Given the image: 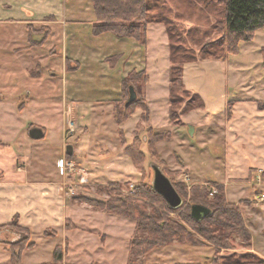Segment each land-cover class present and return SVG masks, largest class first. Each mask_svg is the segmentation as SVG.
<instances>
[{"label": "rangeland", "instance_id": "rangeland-1", "mask_svg": "<svg viewBox=\"0 0 264 264\" xmlns=\"http://www.w3.org/2000/svg\"><path fill=\"white\" fill-rule=\"evenodd\" d=\"M160 3L165 4L163 6L165 9L162 11L163 17L171 18L172 23L178 28L187 29L194 24L209 27L211 23L214 24L217 19H221V16L215 14H211L206 22L198 19L203 16L201 11L199 12L201 16L195 12L199 6L202 10L203 6L200 1L160 0ZM56 4L61 10L66 11L64 20L71 18H74V21L78 20L77 23H73L74 25L68 21L65 27L67 38L64 43L67 56L81 51L87 57L86 61H82L81 68L74 74L68 72L63 75L62 68H64L66 58L63 59L59 51L63 42L61 37L63 28L62 24H57L60 23L59 21L46 23L52 29L50 42L46 43L43 51L35 52L36 55L44 56L42 62L44 68L39 80L25 75L22 71V59L12 56L11 41L22 42L19 27L12 23L0 22V93L3 95L0 99V118L2 119L0 120V133L3 128L12 130L13 127L16 133V136L11 137L9 144L0 150V170L8 172L15 168L18 171L27 170V164L23 161L16 162L14 166L11 154L27 149L28 152L34 147L40 149L37 153L43 160V168L55 169L51 166V157L46 156L48 154L46 150L49 153L52 151V157L57 156L63 135L66 143L71 146V153L65 155L64 151L65 156L62 157L64 159L62 170L66 177L64 186L68 196L77 204L85 202L91 208L102 211L85 200L105 202L109 199L107 190L111 193L112 190H117L122 196L134 195L136 185L152 186L151 165H157L161 171L163 170L162 172H165L164 175L168 176L167 178H170L179 190H182L184 208L192 202L189 193L191 181L186 182L184 179V176L188 174L186 169L178 170V167L183 165V161L179 158L181 156L190 166L193 177L205 182L197 186L212 190L211 188L215 186L209 180L225 181L227 199L233 201L231 204L239 210L244 225L246 221L248 225L254 226L253 223L264 219V200L262 202L257 200L261 194H264L263 169L251 167L248 170V178H228V166L224 160V144L220 137L211 138L209 129L214 118L218 124L223 121L221 118H224L226 103L229 100L245 97L264 100V74L260 52L264 48V27L256 30L250 41H240L236 53L228 54L224 59H199L183 64L182 92L185 89L189 92L185 93L186 95L183 94L184 92L178 94L180 98L177 97L178 102L173 110L176 111L175 117L179 120L174 122L168 117L170 63L167 34L163 23H149L146 30V42L140 44L133 38H118L110 32L94 35L92 22L95 20V14L90 0H58V3L50 1L48 5L45 4L46 7L41 9L40 0H0V19L6 20V16L8 18L24 17L25 14H18L22 7L27 9L26 15L28 12L35 14L45 9L46 14L59 16L60 11L55 10ZM150 5L152 8L155 3L150 2ZM216 7L220 8L219 5ZM71 8L74 10H69ZM184 13L189 16L184 17ZM87 14H89L88 19L85 17ZM210 28L211 35L204 37L200 43L199 41L191 42L190 38H185L184 44L188 52L198 55L200 44H206L220 36L221 33L214 31L213 26ZM40 30L42 34L31 35L30 33V38H43L46 34L45 29L40 28ZM108 57H116L113 64L106 60ZM69 65L72 67L71 63ZM49 69L51 72L48 71ZM133 71L143 73L136 80L138 85L134 83L136 85L134 101L144 99L149 112L148 119L144 120L142 118L143 109L136 107L132 114L125 118L126 120L124 119L125 121L118 123L113 118V104L115 101H121L120 107L127 106L128 87L132 85L121 82ZM33 72H36V67L30 71L34 74ZM145 78L146 83H144ZM191 93H197L200 96L204 107L182 114L181 108L187 101L186 96L190 97ZM146 94L150 100V110ZM65 98L66 101H64ZM20 104L22 108H19ZM1 112L11 113V117L8 116L6 119ZM30 125H33L32 127H36L34 125L44 126L46 135L38 140L31 139L28 135ZM188 125L195 128V134L188 135ZM18 128L21 129V134L17 131ZM148 129L152 133L161 135V138L152 144L153 152L147 145L148 134L145 131ZM135 138V147L141 149L144 156L140 163L134 162L125 150ZM130 151L134 154L133 148H130ZM258 177L259 182H257ZM114 182H117L119 186H116ZM181 184L186 187V191ZM76 213L82 218L86 215L81 209H78ZM257 214L260 216L258 217ZM89 217L93 219L94 226L104 232L108 229L110 233L121 235L127 233L120 223L107 222L108 225H106L105 220H97L98 216L93 213ZM133 229L134 227L131 228L132 232ZM52 230L45 228L39 233L40 236L33 235L37 242L35 247L37 249L31 255L26 254L25 261L28 264L41 260L44 262L49 258L50 246L54 244V236H56V232ZM247 230L249 231L248 228ZM96 233L97 230H92L87 234L92 241L88 242V246L84 244L86 249H93L90 246L97 237ZM58 235L57 239L61 233ZM11 237L17 241L22 236L19 233H12L9 239ZM254 238L253 244L257 247L259 242L256 237ZM29 239L32 246L25 250L33 247L30 230ZM197 239L201 240L200 237ZM108 241L103 243L107 244ZM119 243L120 241L114 242V247H120V252L116 251L114 259L121 261L123 256L120 253L123 245ZM200 246L212 247L211 256L209 260H206L208 264H212L213 259L217 264L221 263L224 255L233 259L250 251L245 248L239 238L231 242L230 249L220 250L217 256L215 248L208 242L204 241L203 245L196 247ZM161 249L162 247L153 249L148 259L145 260V264H161L162 258L156 255L158 254L156 251ZM103 258L111 260L113 256L106 252L103 254L91 252L83 256V260L86 261ZM195 260L199 259L195 257Z\"/></svg>", "mask_w": 264, "mask_h": 264}, {"label": "trees", "instance_id": "trees-1", "mask_svg": "<svg viewBox=\"0 0 264 264\" xmlns=\"http://www.w3.org/2000/svg\"><path fill=\"white\" fill-rule=\"evenodd\" d=\"M195 1L202 2L203 6L202 10L200 6L195 10L198 14L200 11L203 13V16L198 19L205 20L206 22L211 14L221 16V19H217L209 27H200L194 24L187 29H182L174 25L171 18L163 17L162 11L165 9L163 7L165 4L160 3V0H90L95 14V20L92 22V32L94 35L110 32L118 38H133L138 43L144 44L146 42L148 24L152 22L163 23L167 34L168 60L170 63L168 70L170 82L168 91L170 105L168 117L174 122L179 120L175 117L176 111L173 110V107L178 102L177 97L180 98L178 94L184 92L183 94L186 95L185 93L189 92L187 89L182 92L183 64L195 62L199 59H224L228 54L236 53L240 41H250L253 39L254 32L264 27V0ZM150 2L155 3L154 7L151 8ZM216 4L219 5V9L216 7ZM203 10L204 12H202ZM201 13L199 14L200 16ZM184 15V17L189 16L187 13H184ZM211 26H213L214 31L221 33L220 36L206 42V44H200L198 55L188 52V48L184 44L185 38H190L191 42L199 41L200 43L204 37L211 35ZM42 28L45 29L46 34L39 42H35V45H41L49 34L48 28ZM195 37L197 38L194 40ZM260 52L264 74V48ZM106 60L110 61V64H113L116 57H108ZM70 63V59L66 58V71L77 68L75 64L71 67ZM39 68L37 66L36 70ZM142 75V71L130 72L121 83L125 82L132 85L135 90L136 85H138L136 80ZM146 82L147 79L145 78L144 83ZM186 97L187 101L184 107L181 108L182 114L204 107V103L197 93H191L190 97ZM141 99L133 101L127 106L123 105V107H120L121 101H115L113 104V118L115 121L118 123H120L119 121H125V118H128L136 107L143 109L142 118L147 120L149 112L146 109L147 106L144 99ZM231 106V102H228L226 105L227 117H230ZM21 107L22 104L19 105V108ZM256 107L259 110H264V100L256 101ZM172 117L175 118L172 119ZM32 126L30 125L29 127ZM145 133L148 134L147 145L150 151L153 152L152 144L158 138H161V135L159 133H152L149 129ZM135 142L136 138L132 141L131 145L126 146L125 150H127V153L134 162L140 163L143 161L144 156L141 149L135 147ZM4 146L5 144L0 142V148ZM130 148L134 149V154L131 153ZM163 173L165 174V172ZM170 182L172 183L171 179ZM114 184L119 186L117 182H114ZM172 185L182 199V190H179L173 183ZM213 186H215L216 192L212 195L209 194V188L197 185L190 186L189 193L192 202L184 208L183 199L179 207L170 208L164 199L153 190L151 185L147 186L145 184L136 185V193L134 195L122 196L117 190H112V193L110 190H107V194L109 195L107 201L101 202L90 199H86L85 201L104 212L125 217L134 222V231L129 241L128 257L125 264H145L147 255L153 249L168 246L174 241L194 246L203 245V242L206 241L215 248L217 256L220 254V250L230 249L231 242L235 238H239L242 240L245 248L250 250V233L244 225L239 210L233 204L226 201L222 185L214 183ZM181 187L186 191L184 185L181 184ZM192 204L206 206L210 210V215L199 221L194 220L190 216V206ZM12 233H19L22 237L17 241L11 237V240L8 234ZM197 237H200L201 240L197 239ZM0 244L6 245L12 264H21L22 252L31 247L32 242L29 239V230L18 224L17 216L12 219L11 223L0 225ZM226 256L222 257L219 264H264V259L251 251H247L233 259ZM61 257L62 249L56 246L52 253L51 264L59 263ZM212 263L217 264L216 261Z\"/></svg>", "mask_w": 264, "mask_h": 264}, {"label": "crops", "instance_id": "crops-1", "mask_svg": "<svg viewBox=\"0 0 264 264\" xmlns=\"http://www.w3.org/2000/svg\"><path fill=\"white\" fill-rule=\"evenodd\" d=\"M40 1V9L46 7L50 1H56V3H58V0ZM26 10L27 9L22 7L18 12V14L21 15L25 14L24 17L8 18L6 16V20L0 19V22L12 23L19 27L22 42L16 43L15 40H12L11 43L13 48L10 50L13 53V57L15 56L22 59L21 62L23 63L21 65L24 74L32 79H40L44 68L42 63L44 61V56H41L42 54L36 55L35 52L38 50L43 51V47L46 43L50 42L52 29L46 23H55L58 21L60 23L57 24H62L63 28L61 33L63 42L59 51H61L63 59H70L72 65L75 64L77 67L75 70L66 71L64 62V68H62L63 75L68 74V72L69 74H74L78 71L81 68L82 61H86L87 57L82 54L81 51L80 53H73L72 56H67L66 46L64 43L67 38V32L65 31L67 22L69 21L73 24L77 23L78 20L74 21V18L64 20V17H66V11L61 10L58 4H56L55 10L60 11L59 16L46 14L45 9L38 11L35 14L28 12L26 15ZM69 10L73 11L74 8ZM88 15L89 14L85 15L87 19ZM42 27L48 28L49 34L41 45L36 46L34 42L39 41L41 38L35 39L30 37L34 33L42 34L40 30ZM38 36L40 37V35ZM48 45L49 44H47V46ZM93 62H95V60H93ZM37 66H39L40 69L36 70L35 73L33 72L34 74L30 73V71H33V69ZM48 71L51 72V69ZM51 74L54 75V73ZM65 81L67 82L66 79ZM2 97L3 95L0 93V99ZM66 98L64 101H66ZM256 99L257 98L254 97H245L229 100L228 102L232 103L230 117H227L226 112H224V118H221L223 121L218 124L215 122L216 118H214L213 123H211L210 126L211 128H209L211 138L217 139L220 137L224 144V160L227 164L226 166H228V178H248V170L251 167H260L264 172V110H259L256 107ZM146 100L150 110V100H148L147 94ZM1 115L6 119H8V116L11 117V113L5 114L1 112ZM0 120L2 119L0 118ZM34 126L42 129L43 138L47 133L46 128L44 126ZM31 128L32 127H29L28 130ZM191 128L192 134L189 133ZM14 131V127L12 130L4 128L1 130L0 142L5 144L4 147L9 144L8 142L11 137L16 136ZM17 131H19L20 134L22 133L20 128H18ZM193 134H195V128L188 125V135L191 136ZM68 145L69 144L66 143L64 136L62 135L61 144L59 146L60 150L57 156L52 157V151H50V153L48 150H46L47 152L45 151L48 153L46 156L51 157V166L55 168L53 170L43 168V160L37 153L40 149H37L36 147L32 150L30 149L28 152L27 149L23 152H15L11 154V160H13L14 166L16 162L23 161L27 164V170L18 171L16 168L10 172L0 170V225L11 223L12 219L17 216L18 224L30 230L33 247L22 252L21 264H28L25 261L26 254L31 255L35 253V250L37 249L35 248L37 242L33 235L40 236L39 233L45 228L53 229L56 232V236H54V244L50 246L51 254L46 261H36L32 264H51L52 253L56 246H59L62 249L61 261L57 264H125L128 257L129 241L133 235L131 228L134 227V222L125 217L93 209L91 206L85 204V202L77 204L74 199H71L68 196L67 189L64 186L66 177L62 170V163L64 160L62 157L64 155V151L66 155V147ZM245 146L246 148H244ZM1 149L3 148H0V150ZM179 158L183 161V165L178 167V170H181V168L184 170L186 169L188 173L184 176L185 181H191L189 184L190 186L198 184L203 185L205 182L199 181L193 177L190 171L191 168L188 166L187 161L181 156ZM209 181L213 184L216 183L222 185L225 191L226 201L229 203L233 202L227 199L228 195L226 194L225 181ZM257 200L262 202V200L258 198ZM78 209H81L86 213L83 218L76 213ZM92 213L98 216L97 220H105L106 225H108L107 222L117 224L120 223V226L125 228L127 233L121 235L120 233L111 232V234L108 229L105 232L100 230L98 227L94 226L93 219L89 217ZM259 216L260 215H258V217ZM253 224L254 226L248 225L245 221V227L249 229L251 236L250 251L258 257L264 259V219H261ZM92 230H97V237L94 239V245L92 243L90 246L93 247V249H86L84 244L88 246V242L92 241L87 234ZM84 231H86V233H83ZM58 233H61L59 239H57L59 236ZM11 235L12 234H8V237ZM254 237H256L259 242V246L257 247L253 244V241H255ZM106 240H109L108 243H103ZM111 241H120L119 244L123 245L121 246L120 253L123 256L121 261L114 259L115 254H117L116 251L118 250L120 252V247H114V242L110 245L109 242ZM210 249H212L210 246L196 247L194 245H188L187 243L174 241L168 246L162 247L161 250L156 251L158 253L156 255L162 258L161 264H208L206 260H209L211 256ZM91 252H100L101 254L106 252L107 254H111L113 258L111 260H105L104 258L96 261L83 260L84 254H90ZM148 257L149 254L145 260H147ZM195 257L199 260L194 261ZM170 260L171 262H167ZM212 261L216 260L213 259ZM0 264H12L10 261V253L7 251L6 245L4 244H0Z\"/></svg>", "mask_w": 264, "mask_h": 264}, {"label": "water", "instance_id": "water-1", "mask_svg": "<svg viewBox=\"0 0 264 264\" xmlns=\"http://www.w3.org/2000/svg\"><path fill=\"white\" fill-rule=\"evenodd\" d=\"M129 97L126 101V105L132 103L136 98V93L132 86H129ZM189 133L192 134V128L189 130ZM28 135L31 139L38 140L42 138L43 131L39 127H32L28 130ZM66 153H71V146L66 147ZM153 171V180H152V188L158 193L167 205L170 208H177L182 204V199L178 192L173 187L170 180L164 175V173L159 169L157 165H151ZM210 215V210L204 205L201 204H192L190 206V216L199 221Z\"/></svg>", "mask_w": 264, "mask_h": 264}, {"label": "built area", "instance_id": "built-area-1", "mask_svg": "<svg viewBox=\"0 0 264 264\" xmlns=\"http://www.w3.org/2000/svg\"><path fill=\"white\" fill-rule=\"evenodd\" d=\"M257 179H258L257 182H259V181H260V178L258 177ZM215 192H216V190H215V189H212L211 192H210L209 194L212 195V194L215 193ZM259 199L263 201V200H264V194H261V195L259 196Z\"/></svg>", "mask_w": 264, "mask_h": 264}]
</instances>
